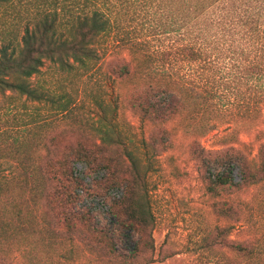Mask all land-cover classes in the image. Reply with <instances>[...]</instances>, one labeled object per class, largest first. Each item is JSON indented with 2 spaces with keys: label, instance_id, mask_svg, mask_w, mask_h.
I'll return each instance as SVG.
<instances>
[{
  "label": "trees",
  "instance_id": "obj_1",
  "mask_svg": "<svg viewBox=\"0 0 264 264\" xmlns=\"http://www.w3.org/2000/svg\"><path fill=\"white\" fill-rule=\"evenodd\" d=\"M115 2L0 0V14L14 13L20 23L25 17L30 20L20 38L11 33L0 46V96L42 100L43 93L31 80L46 61L67 69L74 64L87 67L97 60L98 44L113 27L106 10ZM180 3L181 27L192 33V23L199 20V50L186 45L173 51L191 62L199 61V81H187L179 71L170 73L166 66L173 51L143 53L138 58L122 50L106 65L114 77L130 82L124 85L123 106L151 125L148 144L152 155L156 158L173 153L175 158L174 153L184 146L189 160L199 165L205 190L216 200L218 214L227 221L203 240L201 248H221L251 259L256 243L237 238L234 233L245 220L250 189L264 182V117L254 125L259 138L255 153L246 142L209 149L203 139L217 127L221 115L224 117L214 105L213 98L220 94L217 90L231 92L238 109L247 114L254 113L257 106L264 108V0ZM220 46L227 50L220 54L230 72L215 77L217 67H210L214 62L211 50ZM129 52L138 53L133 48ZM138 75L140 81L132 82ZM198 113L199 126L193 129L188 143L182 144L174 124L182 123L185 115ZM208 113L213 117L202 122ZM65 126L44 142L35 141L38 161L23 166L33 180L31 192L36 194L37 180L43 181L41 195L49 210L56 213L55 224L63 227L70 239L87 240L92 252L109 254L120 264L156 263L149 169L143 167L122 137L104 134L96 139L70 122ZM17 184L22 186L21 181ZM87 198L98 201L101 210L82 207ZM12 261L0 252V264Z\"/></svg>",
  "mask_w": 264,
  "mask_h": 264
},
{
  "label": "rangeland",
  "instance_id": "obj_2",
  "mask_svg": "<svg viewBox=\"0 0 264 264\" xmlns=\"http://www.w3.org/2000/svg\"><path fill=\"white\" fill-rule=\"evenodd\" d=\"M115 1L104 8L113 27L98 44L97 60L87 67L74 64L67 69L46 61L31 80L34 88L43 93L42 100L0 96V252L11 258L13 264H120L109 254L92 252L87 240L70 239L64 228L55 224L56 213L49 210L41 195L43 181L37 180L36 194L30 190L33 180L23 166L38 161L35 141L44 142L70 122L77 129L94 134L96 139L104 134L122 137L143 167L149 169L150 202L155 217L154 264H264V182L250 189L245 220L234 233L237 238L256 243L254 257L240 258L221 248L203 250V240L227 221L218 214L216 200L206 192L199 165L189 160L184 146L174 153L175 158L173 153L156 158L152 155L148 144L151 125L123 106L124 85L130 82L114 77L106 65L114 53L122 50L129 57L138 58L143 53L173 51L186 45L197 52L199 20L192 23V33L181 27L180 0ZM17 21L14 13L0 14V46L11 33L20 38L23 28L30 23L27 17L21 23ZM131 48L138 53H130ZM223 49L227 51L224 46L211 50L214 62L210 67H217L215 77L230 72L227 62L221 59ZM174 52L166 66L170 73L179 71L187 81H199V61L191 62ZM140 79L138 75L131 81ZM217 93L220 94L213 98L214 105L224 117L221 115L203 144L212 149L242 141L255 153L259 138L254 125L264 117V108L257 106L254 113L247 114L238 109L231 92ZM212 115L208 113L200 120L206 122ZM182 120L174 124L175 135L185 144L199 126V113L185 115ZM19 181L22 186L17 184ZM26 181L31 183L26 185ZM97 202L87 198L81 206L98 209Z\"/></svg>",
  "mask_w": 264,
  "mask_h": 264
}]
</instances>
